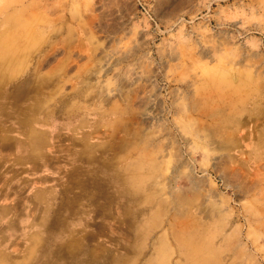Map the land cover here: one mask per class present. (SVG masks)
<instances>
[{
	"label": "rangeland",
	"instance_id": "rangeland-1",
	"mask_svg": "<svg viewBox=\"0 0 264 264\" xmlns=\"http://www.w3.org/2000/svg\"><path fill=\"white\" fill-rule=\"evenodd\" d=\"M9 44L0 264H264V0H0Z\"/></svg>",
	"mask_w": 264,
	"mask_h": 264
},
{
	"label": "bare ground",
	"instance_id": "bare-ground-1",
	"mask_svg": "<svg viewBox=\"0 0 264 264\" xmlns=\"http://www.w3.org/2000/svg\"><path fill=\"white\" fill-rule=\"evenodd\" d=\"M9 45L10 46H8V48H4V49L0 50V77L2 76L3 73H5L4 72L5 71V66L4 65H5V63H6L7 59H8V56H10L13 53V50H14V48L12 47V44H9ZM8 68H9V66H8ZM8 68L6 70H8Z\"/></svg>",
	"mask_w": 264,
	"mask_h": 264
}]
</instances>
